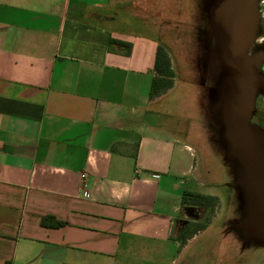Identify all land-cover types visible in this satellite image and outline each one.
<instances>
[{
  "label": "crops",
  "instance_id": "crops-1",
  "mask_svg": "<svg viewBox=\"0 0 264 264\" xmlns=\"http://www.w3.org/2000/svg\"><path fill=\"white\" fill-rule=\"evenodd\" d=\"M156 7L0 0V264H197L177 237L208 132L181 127L176 77L149 95Z\"/></svg>",
  "mask_w": 264,
  "mask_h": 264
},
{
  "label": "rangeland",
  "instance_id": "rangeland-1",
  "mask_svg": "<svg viewBox=\"0 0 264 264\" xmlns=\"http://www.w3.org/2000/svg\"><path fill=\"white\" fill-rule=\"evenodd\" d=\"M155 1L159 46L174 59L183 102L181 127L189 125L197 137L208 132L201 147L192 144L197 157L190 189L219 200L188 218L208 224L190 252L197 264H264V0ZM199 27L208 29V39ZM208 53L226 64L228 80L236 79L227 91L237 96L224 100L219 71L204 80Z\"/></svg>",
  "mask_w": 264,
  "mask_h": 264
},
{
  "label": "trees",
  "instance_id": "trees-1",
  "mask_svg": "<svg viewBox=\"0 0 264 264\" xmlns=\"http://www.w3.org/2000/svg\"><path fill=\"white\" fill-rule=\"evenodd\" d=\"M112 46L120 47L125 50V55H129L132 45L117 40H111L109 50L112 51ZM155 72L156 76L152 81L150 88V97H157L174 86L175 73L172 69V61L167 50L159 46L155 59ZM219 200L216 196L205 195L196 192L185 193L182 200V205L185 207H194L197 210L201 208L213 209L216 207ZM200 222H188L183 229H181L177 240L182 244H186L187 240L193 235L198 234L207 228V225L199 224ZM45 227H61L64 224L62 222H54L52 218H45L42 221Z\"/></svg>",
  "mask_w": 264,
  "mask_h": 264
},
{
  "label": "flooded vegetation",
  "instance_id": "flooded-vegetation-1",
  "mask_svg": "<svg viewBox=\"0 0 264 264\" xmlns=\"http://www.w3.org/2000/svg\"><path fill=\"white\" fill-rule=\"evenodd\" d=\"M199 29H200V31H203V34L208 39V33H209L208 32V29L207 28H204V27H199ZM206 45H208V44H206ZM208 51H209V49H208ZM213 55L214 54H211V53H208L206 55L204 80L206 78L205 75H207L208 77L210 76V77H215L216 78L217 72L219 71L218 76H219V78L221 80V83H222L221 85L223 87L221 89L220 94L223 96L224 100L225 99H228L229 97H234L233 95L230 94V91H227L228 89H227V86L226 85H229L228 82H227V80L230 77V76H228V68H227L226 64H223L222 62H219V64H217L216 62H214L213 61V58H212ZM259 72L264 75V61L260 65ZM204 83H205V81H204ZM223 90H226V91H223ZM225 117H227V112L225 114ZM263 119H264V117H263ZM243 123L244 122H241V124H239L241 131H242V127H245V125ZM260 127L264 128V120H263V122H261ZM241 137H243L242 136V132H241ZM246 144H247V146L250 145L248 142H246ZM195 214H196V212H194V215Z\"/></svg>",
  "mask_w": 264,
  "mask_h": 264
},
{
  "label": "water",
  "instance_id": "water-1",
  "mask_svg": "<svg viewBox=\"0 0 264 264\" xmlns=\"http://www.w3.org/2000/svg\"><path fill=\"white\" fill-rule=\"evenodd\" d=\"M235 96H237V95H235ZM226 101L228 102V100H226ZM224 107H226V106H224ZM224 109L227 111L226 108H224ZM227 118H229V117H228V112H227ZM252 152H253V150H252ZM185 211H186V213H187V215H186L187 218H194V219H197V217L195 218V215H194V212H197V211H198L196 208H194V207H186V208H185ZM188 221H189V219L186 220L185 223H188Z\"/></svg>",
  "mask_w": 264,
  "mask_h": 264
},
{
  "label": "bare ground",
  "instance_id": "bare-ground-1",
  "mask_svg": "<svg viewBox=\"0 0 264 264\" xmlns=\"http://www.w3.org/2000/svg\"><path fill=\"white\" fill-rule=\"evenodd\" d=\"M228 81H229V82H228ZM228 81H227V82H228L229 85H231L232 87H235V84H236V79H235V78L232 77V78L229 79ZM230 94L233 95V96L235 95L234 92H230ZM238 94H240V93H238ZM228 106H229V105H228Z\"/></svg>",
  "mask_w": 264,
  "mask_h": 264
}]
</instances>
